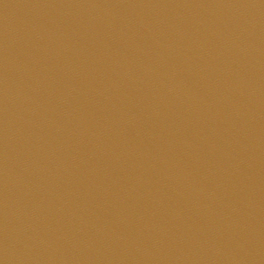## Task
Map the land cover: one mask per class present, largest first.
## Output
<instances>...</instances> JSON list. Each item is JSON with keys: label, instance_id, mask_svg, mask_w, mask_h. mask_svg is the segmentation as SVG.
Segmentation results:
<instances>
[{"label": "water", "instance_id": "1", "mask_svg": "<svg viewBox=\"0 0 264 264\" xmlns=\"http://www.w3.org/2000/svg\"><path fill=\"white\" fill-rule=\"evenodd\" d=\"M0 264H264V0H0Z\"/></svg>", "mask_w": 264, "mask_h": 264}]
</instances>
